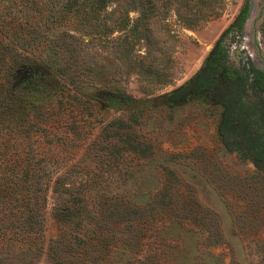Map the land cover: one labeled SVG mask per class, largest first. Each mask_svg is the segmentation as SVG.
<instances>
[{
  "label": "trees",
  "instance_id": "trees-1",
  "mask_svg": "<svg viewBox=\"0 0 264 264\" xmlns=\"http://www.w3.org/2000/svg\"><path fill=\"white\" fill-rule=\"evenodd\" d=\"M161 2L0 0V264H153L166 223L207 228L214 210L186 200L175 210L168 178L140 198L146 109L194 97L219 106L224 147L264 172V69L232 64L225 41L241 32L248 0L181 84L142 99L117 87L113 59L144 86L168 82L174 60L153 30L169 15ZM52 195L57 230L45 246Z\"/></svg>",
  "mask_w": 264,
  "mask_h": 264
},
{
  "label": "rangeland",
  "instance_id": "rangeland-1",
  "mask_svg": "<svg viewBox=\"0 0 264 264\" xmlns=\"http://www.w3.org/2000/svg\"><path fill=\"white\" fill-rule=\"evenodd\" d=\"M246 1L168 0L167 19L153 25L159 43L174 60L166 76L168 82L144 86L140 77L127 73L112 58L111 69L119 80L117 87L142 99L156 98L181 84L201 66L207 52ZM248 3L241 32L230 29L225 38L229 61L234 65L247 62L264 69V0ZM192 16L198 18L192 25L185 24L183 19ZM219 115V106L195 97L142 113L139 130L152 153L137 165L136 174L143 182L140 198L145 200L160 192L168 178L175 210L181 209L183 200L187 202L186 210L197 208L193 202L204 206L207 203L214 210L205 215L207 221L209 213H214L207 230L194 225L190 217L166 223L171 237L157 238L153 264H264V172L253 171L250 162L224 147L217 131ZM52 201L53 195L45 210V246L57 230L50 210ZM40 256L42 261L46 253Z\"/></svg>",
  "mask_w": 264,
  "mask_h": 264
}]
</instances>
